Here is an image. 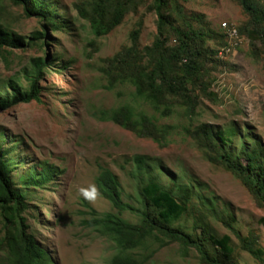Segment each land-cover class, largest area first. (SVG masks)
<instances>
[{
	"label": "rangeland",
	"instance_id": "1",
	"mask_svg": "<svg viewBox=\"0 0 264 264\" xmlns=\"http://www.w3.org/2000/svg\"><path fill=\"white\" fill-rule=\"evenodd\" d=\"M83 0H48L57 27H48L46 38L37 46L0 56V97H10L6 87L10 78L23 85L25 72L34 59L44 58L47 67L39 82V101L18 104L0 110V148L12 170L13 188L27 196L23 216L29 233L52 258V264H112L117 247L99 226L88 225L106 214L136 224L132 213H120L102 197L97 187L100 169L110 170L131 203L140 188L150 189V179L169 193L174 205L162 200L164 217L188 233L194 229L191 210L203 208L225 214L244 238L258 237L264 250V206L242 181L223 165L209 161L206 152L184 127L191 122L180 106L169 118H160L150 105L139 101L131 86L108 87L104 68L124 47L130 46V34L142 23L139 46L149 47L157 34L154 0H144L136 13L107 35L98 37L90 18L78 14L76 5ZM187 19L200 17L192 24L221 35L208 41L213 52L205 57L204 81L207 92L195 89L198 97L194 127L211 125L216 132H235L233 150L242 145L258 147L264 162V56L256 52L259 40L241 33L248 17L237 0H180ZM3 21L15 33L30 38L43 30L39 17L26 18L21 7L9 0L2 5ZM2 7V8H3ZM224 24L235 27L238 39L230 40ZM227 37V38H226ZM41 43V44H40ZM6 58V59H4ZM131 105L160 124L173 125L168 144L140 138L111 120L114 111ZM192 125V124H191ZM136 155L146 157L150 174L141 182L133 176ZM32 176L43 181L36 187L25 182ZM95 186L85 197L82 190ZM158 197V194H156ZM212 233L232 238L237 264H261L248 252L223 222L208 221ZM146 264H200L196 252L183 255L178 245L155 251ZM4 259L0 251V264Z\"/></svg>",
	"mask_w": 264,
	"mask_h": 264
},
{
	"label": "trees",
	"instance_id": "2",
	"mask_svg": "<svg viewBox=\"0 0 264 264\" xmlns=\"http://www.w3.org/2000/svg\"><path fill=\"white\" fill-rule=\"evenodd\" d=\"M0 0V56L11 55L13 51L26 48L44 40L47 28H55L53 12L48 0H9L13 6L21 7L26 18L39 17L43 30L27 38L15 33L3 21L6 14ZM248 22L241 33L255 36L261 47L259 55L264 56V0H237ZM144 0H83L76 5L78 14L89 17L98 37L107 35L119 27L130 13H136ZM3 7V8H2ZM153 11L156 15L157 34L151 46L141 49L139 39L142 23L130 34V46L124 47L104 68L108 87L120 85L134 88L135 97L150 105L160 118H169L180 106L183 115L191 121L184 130L196 139L206 152L209 161L219 163L239 178L248 191L264 206V162L258 147L242 145L234 152L235 132H216L209 124L194 127L192 116L196 114L198 97L196 88L206 93L204 81L205 57L210 58L217 51L210 50L208 41L220 38L210 29H197L192 20L187 19L180 0H154ZM227 38V37H226ZM41 44V43H40ZM11 52V53H10ZM6 59V58H4ZM7 60V59H6ZM47 60L34 59L31 70L25 72L23 85L18 78L6 81L11 91L10 97H0V110H7L18 104L39 101L44 69ZM111 120L119 127L130 131L140 138H148L160 144H168L175 127L160 124V119L149 116L131 105L116 110ZM192 124V125H191ZM133 176L141 182L150 174L146 157L136 155L133 159ZM12 170L3 159L0 148V251L3 264H52L51 255L44 250L34 236L29 233L27 220L23 216L27 208L26 194L13 188ZM43 181L32 176L25 184L36 187ZM150 189L140 188L131 203L125 201L126 192L117 177L108 169L101 168L97 176V187L120 213L129 212L139 218L131 224L111 213L102 219L93 220L88 225L100 226L102 231L114 241L118 253L112 264H146L154 256L151 247L161 249L178 245L183 255L194 251L200 264H237L233 262L235 248L232 238L224 235L217 238L208 221L218 219L238 238L241 247L261 264H264V250L259 246L258 237L250 234L242 237L225 214H218L203 208L191 210L194 229L200 233L190 234L180 226L172 225L162 214L161 202L174 205L171 195L157 187L150 179ZM158 194V197H156Z\"/></svg>",
	"mask_w": 264,
	"mask_h": 264
},
{
	"label": "built area",
	"instance_id": "3",
	"mask_svg": "<svg viewBox=\"0 0 264 264\" xmlns=\"http://www.w3.org/2000/svg\"><path fill=\"white\" fill-rule=\"evenodd\" d=\"M224 28L227 31L230 40L235 41V39H238V31H236L237 29L235 27H229L227 24H224Z\"/></svg>",
	"mask_w": 264,
	"mask_h": 264
},
{
	"label": "clouds",
	"instance_id": "4",
	"mask_svg": "<svg viewBox=\"0 0 264 264\" xmlns=\"http://www.w3.org/2000/svg\"><path fill=\"white\" fill-rule=\"evenodd\" d=\"M83 194L85 195V197H89L90 194H94L96 192V188L95 186H92L90 191L89 190H82Z\"/></svg>",
	"mask_w": 264,
	"mask_h": 264
}]
</instances>
